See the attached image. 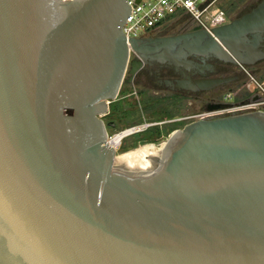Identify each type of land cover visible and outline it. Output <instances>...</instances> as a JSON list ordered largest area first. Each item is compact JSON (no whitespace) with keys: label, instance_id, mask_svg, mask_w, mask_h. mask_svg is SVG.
Here are the masks:
<instances>
[{"label":"water","instance_id":"water-1","mask_svg":"<svg viewBox=\"0 0 264 264\" xmlns=\"http://www.w3.org/2000/svg\"><path fill=\"white\" fill-rule=\"evenodd\" d=\"M129 14L128 0H0V264H264V111L117 159L103 120L143 64L200 74L176 80L188 93L236 79L208 76L212 59L255 68L264 0L211 33L126 39Z\"/></svg>","mask_w":264,"mask_h":264},{"label":"built area","instance_id":"built-area-1","mask_svg":"<svg viewBox=\"0 0 264 264\" xmlns=\"http://www.w3.org/2000/svg\"><path fill=\"white\" fill-rule=\"evenodd\" d=\"M128 5L130 14L122 26L126 39L147 36L176 18L189 21L194 29H203L209 33L229 21L221 0H139L138 2L128 0ZM130 54H132L131 51ZM235 67L240 76L244 77L243 81L237 86L227 88L221 99L208 102L227 106L212 110L203 109L181 120L191 122L232 113L264 111V77L256 76L250 67L241 64ZM150 125L142 123L125 127L112 134L108 133L107 143L117 153L124 139L145 131ZM121 133L125 134L121 137L119 144H112L113 137Z\"/></svg>","mask_w":264,"mask_h":264},{"label":"flooded vegetation","instance_id":"flooded-vegetation-1","mask_svg":"<svg viewBox=\"0 0 264 264\" xmlns=\"http://www.w3.org/2000/svg\"><path fill=\"white\" fill-rule=\"evenodd\" d=\"M221 2L223 3V5L228 11L229 10L236 11L239 8V2L237 1L226 2L224 0H221ZM258 2H260V0L253 2L249 7H246L240 13H237L233 18H231L227 14L228 20L237 18L243 15L244 13L250 11L251 8H253L254 6L258 4ZM191 30H194V28L189 21H183L179 18H176V19L171 20L168 23H165L162 27H160L156 31L149 33V35H159V36L177 35V34L191 31ZM193 60L194 62L200 63L199 59L197 58H194ZM210 63L216 65L218 68L216 69L215 73L208 74V76L210 77L234 76L236 77V79L233 81L235 83L237 82V80L240 79V76L235 71L236 70L235 66L227 64V63H222L216 59L210 60ZM261 63L258 64L257 66L259 67ZM191 72L192 71L187 70L184 67H179L178 70H175L173 66L160 64L157 62H151V63L143 64L142 67L138 70V72L132 77V79H131V75L129 74V72L126 73V80L131 79V81L130 83H124L121 89H123V87L129 86L131 87L132 90L127 95L121 96L119 99H117V101L112 102L109 105V113L103 117V120L106 123L113 122L116 127L117 125V121L115 120L116 118L120 117L121 114L136 113V108L134 109L135 106L133 107V104L131 103L132 107H130L131 105L129 107H125L127 109L122 111L123 113L120 111L116 112L113 110V107H112L113 104H115L116 102L120 103L119 100L130 102L131 98L136 95L141 96V99H142V97H145L144 94H147V96L145 97L146 100L148 98L149 100L152 101L150 102V105H153V103H155V100L156 101L163 100L165 102H169V104L173 106H180L182 104L184 105L185 103V106H187L190 109L192 108L193 111H189L188 114L169 120L170 122L185 123L186 121L181 120L183 117L205 109V106L211 100L221 99L223 92L227 89V86L232 85L233 83L231 82V83L216 87L210 91H198V92H189V93L186 90L180 89L175 86L176 80H186L187 76H189L191 79H197L201 77L200 74H197V73L192 74ZM165 81L172 82L174 87L171 88L170 86L166 85ZM131 84L134 85L137 89L135 88L133 89ZM150 92H153V95L152 94L150 95ZM161 92H163V94H160ZM195 104L196 105L199 104L200 106L199 109L194 108ZM121 108L124 109V105L122 103H120V108L118 107L117 109H121Z\"/></svg>","mask_w":264,"mask_h":264},{"label":"rangeland","instance_id":"rangeland-1","mask_svg":"<svg viewBox=\"0 0 264 264\" xmlns=\"http://www.w3.org/2000/svg\"><path fill=\"white\" fill-rule=\"evenodd\" d=\"M224 1H226V2H233V1L239 2V8L236 11H232V10L228 11L225 8V6L223 5V3L221 2L222 7L224 9H226L227 14L231 18H233L237 13H240L242 10H244L246 7H249L253 2H255L257 0H224ZM235 69H236L235 71L240 76L238 69L237 68H235ZM252 69L255 70L256 76L264 77V62H262L259 67L257 66L256 68H252ZM243 78L244 77L240 76V79L237 80L236 83L233 82L232 85L227 86V88L230 86H235V85L237 86V84H240L243 81ZM131 86L133 89L134 88L137 89L134 85L131 84ZM131 90L132 89L129 86L123 87V89H121V91H120L118 99L121 96H125L128 93H130ZM151 94L153 95V92H150V95ZM160 94H163V92H161ZM144 96L146 97L147 94H144ZM145 97H142V99H141V96L136 95V96H133L131 98L130 102H127L124 100L123 101L119 100V102L122 103L124 106L126 105V107H129L132 103L133 107L135 106L134 109L136 108V113L121 114L120 117H118L116 119L114 118L117 121V125L114 129H112V128L108 129L109 134H112L115 131H118V130L123 129L125 127L133 126L136 124L146 123L148 125L151 124L147 129H149L152 126H158V128L160 129L159 135L157 133L153 134L155 141H157L156 143H159V142L165 141L168 138V135L172 132L171 130H174L175 128H181L186 124V122L185 123H178V122H170L169 120L181 117L183 115L188 114L189 111H193L192 108L190 109L187 106H185V103H184V105L182 104L180 106H173V105H170L169 102H165L163 100H159V101L155 100V103H153V105H150V107L147 110H145V107L146 106L148 107L149 106L148 104H150V102H152L148 98L146 100ZM120 103L116 102L115 104H113L112 107H113L114 111L122 112L125 109H127V108L117 109L118 107L120 108ZM130 107H132V105ZM199 107H200L199 104H197V105L195 104L194 108L199 109ZM187 109H189V110H187ZM112 118H113V116H112ZM136 119H139V122L135 123ZM146 134H147V132L143 131V132H140L138 134L132 135V136L124 139L122 141L121 147L118 151L127 150L132 145H134L135 143H136V146L141 145L142 142L137 143L136 141L140 140L141 138L146 137Z\"/></svg>","mask_w":264,"mask_h":264},{"label":"bare ground","instance_id":"bare-ground-1","mask_svg":"<svg viewBox=\"0 0 264 264\" xmlns=\"http://www.w3.org/2000/svg\"><path fill=\"white\" fill-rule=\"evenodd\" d=\"M124 134L125 133H121V134H119V135H116L115 137H113V139H112V144H114V145H117V144H119V142H120V140H121V137H123L124 136ZM168 139V138H167ZM166 139V140H167ZM165 140V141H166ZM162 142H164V141H162ZM159 143H161V142H159ZM159 143H153V142H151V143H144V144H142V145H139V146H137V147H133L132 149H128V150H124V151H118L117 153H116V156H115V159H117V158H120V157H123V156H125V155H128V154H131V153H133V152H135V151H137V150H139V149H142V148H144V147H146V146H151V147H153V146H156V145H158ZM114 159V160H115Z\"/></svg>","mask_w":264,"mask_h":264},{"label":"trees","instance_id":"trees-1","mask_svg":"<svg viewBox=\"0 0 264 264\" xmlns=\"http://www.w3.org/2000/svg\"><path fill=\"white\" fill-rule=\"evenodd\" d=\"M252 69V68H251ZM144 103V102H143ZM149 106L145 107V110H147L149 107H150V104H148ZM139 122V119H136L135 120V123ZM137 125V124H136ZM172 131V130H171ZM145 132H147L146 134V137L144 138H141L140 140H137L136 142L137 143H141L144 144V143H156L157 141H155V138L153 137V134L154 133H157L158 135L160 134V129L158 128V126H152L150 127L149 129H146ZM144 142V143H143ZM136 146V143L134 145H132L130 148H133ZM139 146V145H138ZM137 147V146H136ZM129 148V149H130ZM128 150V149H127Z\"/></svg>","mask_w":264,"mask_h":264},{"label":"crops","instance_id":"crops-1","mask_svg":"<svg viewBox=\"0 0 264 264\" xmlns=\"http://www.w3.org/2000/svg\"><path fill=\"white\" fill-rule=\"evenodd\" d=\"M260 66V65H259ZM254 72H255V70L254 69H252ZM126 106H124V108H125Z\"/></svg>","mask_w":264,"mask_h":264}]
</instances>
